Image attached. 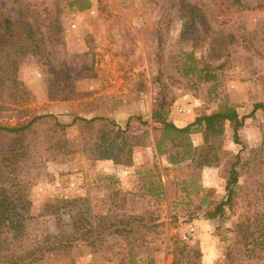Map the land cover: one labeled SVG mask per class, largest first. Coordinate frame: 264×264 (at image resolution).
<instances>
[{
	"label": "rangeland",
	"instance_id": "374dc122",
	"mask_svg": "<svg viewBox=\"0 0 264 264\" xmlns=\"http://www.w3.org/2000/svg\"><path fill=\"white\" fill-rule=\"evenodd\" d=\"M188 1L204 36L201 25L181 36L179 0H0V124L55 116L27 130L16 163L29 202L16 246L70 239L37 264H264V248L246 251L235 232L244 217L264 221V0H241L240 12L227 0ZM21 16L38 50L7 39L2 17ZM204 63L215 81L189 71ZM162 101L177 127L233 105L238 140L228 120L221 135L202 125L163 134L152 119ZM76 116L126 129L130 160L95 158ZM9 142L0 137V150ZM236 161L231 203L209 218ZM190 224L194 239L183 237Z\"/></svg>",
	"mask_w": 264,
	"mask_h": 264
},
{
	"label": "trees",
	"instance_id": "16d2710c",
	"mask_svg": "<svg viewBox=\"0 0 264 264\" xmlns=\"http://www.w3.org/2000/svg\"><path fill=\"white\" fill-rule=\"evenodd\" d=\"M228 6L235 11L240 12L248 9L241 0H227ZM26 8V9H25ZM27 10V7H20V12ZM179 12L183 20V28L181 36L192 33L194 29L201 25V30L207 33V25L204 16L197 5L188 0H179ZM2 24L7 39L19 40L22 46L28 44L26 50H38V41L35 38L33 26L25 21V16H21L16 20H11L8 17H2ZM21 25H24L22 27ZM19 27V28H18ZM198 31V28H196ZM200 32V30H199ZM159 49L162 46V31L156 34ZM21 50L22 48L19 47ZM161 50V49H160ZM158 59L162 61V56L158 53ZM189 71L193 72L194 78L204 81H215L216 73L214 67L208 63H204L201 67L190 65ZM19 95H14V101L17 102ZM19 102V101H18ZM165 101L152 110V119L161 124L160 130L163 134L175 132L178 134H187L192 130L194 125H202L205 128L206 136L221 135L223 132V123L228 120L233 127L234 139L238 140V129L243 124V118L239 117L236 108L233 105H224L220 110L197 116L193 122L177 127L166 118ZM255 108L263 107L262 103H256ZM54 118L51 114H40L32 116L27 122H19L13 125L0 124L1 140L7 137L10 142L6 150H0V264H37L44 259L48 254L55 252L63 246H69V240L66 242L55 241L47 247H39L38 245L32 250L20 249L16 243L20 238L18 222L23 219V214L26 213L27 205L29 204L27 195L24 193L20 176L18 174L17 160L23 154L25 146L22 144L23 135L37 121L44 118ZM73 122H77L80 126L83 136L82 146L89 148L97 159H111L115 163L123 161L120 155H126V160H130L131 146L125 141V130L116 126L113 120L105 117H92L89 119L76 116ZM55 126H59L61 130L65 125L55 122ZM96 127H98L96 129ZM124 140L122 141V139ZM127 148V149H126ZM125 151V152H124ZM238 161L231 166L228 179L226 181V199L221 200L215 205L212 211H208L207 216L213 218L223 212V206L229 205L234 195V188L238 181V171L235 168ZM264 221L258 219L256 224H253L249 218L240 219L235 227L236 235L239 238L241 246L246 251H251L254 254H259L264 248ZM193 251L199 255L198 248ZM264 254V251H263ZM173 264H178L177 259Z\"/></svg>",
	"mask_w": 264,
	"mask_h": 264
},
{
	"label": "built area",
	"instance_id": "2783aa9c",
	"mask_svg": "<svg viewBox=\"0 0 264 264\" xmlns=\"http://www.w3.org/2000/svg\"><path fill=\"white\" fill-rule=\"evenodd\" d=\"M196 232L197 227L195 225L190 224L185 233H183V237L186 239H194Z\"/></svg>",
	"mask_w": 264,
	"mask_h": 264
}]
</instances>
